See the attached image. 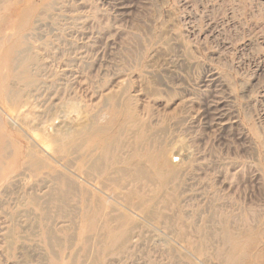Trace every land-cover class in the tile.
<instances>
[{"label":"rangeland","instance_id":"374dc122","mask_svg":"<svg viewBox=\"0 0 264 264\" xmlns=\"http://www.w3.org/2000/svg\"><path fill=\"white\" fill-rule=\"evenodd\" d=\"M226 1L219 0L213 10L205 2L207 8L198 12L197 21L189 16L182 0L5 3L6 8L20 10L29 5L22 16L17 13L9 17L6 12L0 18L8 17L13 22L6 31L10 32L8 45L17 54L32 58L31 71L36 81L31 90L24 82L14 83L8 75L10 70L0 72V79L5 78L0 102L8 116L2 111L1 114L8 119L13 136L18 135V127L9 117L14 118L15 107L12 97L4 96V87L7 92H16L20 100L30 98L34 104L32 113L41 114V121L33 125L40 131L41 123L55 118L60 119L55 120L54 126L67 123L77 130L79 122L92 128L97 120L100 126L109 125L114 132L123 130L125 142L132 141L136 131L142 130L146 137L156 140V149H163L165 161L159 162L160 169L173 168L175 175L165 188H159L156 180L157 186L137 185L141 193L154 190L159 194L158 202L145 206L131 203L136 206L131 211L122 206L116 195L124 189L115 191L117 187L104 179L106 195L100 196H113L119 202L118 211L113 207L115 211L109 208V213L126 217L117 230L116 224L109 223V235L126 233L129 240L110 252H100V247L109 246L107 231L95 233L86 218L89 213L99 214L101 207L102 199L88 191L97 194L94 187L100 188L102 178L94 172L93 164L104 157L102 148L80 150L78 143L70 148L32 132L35 139L40 137L38 142H46L41 145L49 155L62 158L61 163L68 165L65 167L66 173L70 172L69 179H62L63 168L58 164L55 170L32 165L26 157L30 143L22 139L23 154L18 167L0 171V264H199L193 258L185 259L188 245L184 229L191 233L196 248L200 225L206 223L215 230L230 231L232 227L237 233L247 226L241 218L231 222V210L238 212L261 204L257 172L244 169L243 164L253 167V132L256 128L264 130L263 81L249 99H242L241 95L242 90L250 89L264 75V19L257 15L264 13V5L256 11L255 4L263 0ZM229 10H234L236 16ZM211 70L234 85L235 98L212 77ZM116 105L132 110L138 125H132L123 111L115 112ZM245 115H252V119L248 118L252 126ZM45 126L44 134L48 135L49 126ZM121 150L114 154L123 159L134 153L127 144ZM150 151L143 146L142 157L134 156L133 164L152 174L155 169L143 158ZM9 153L3 162L12 165L15 161L11 148ZM69 175L74 179L75 175H86L92 185L81 183L79 178L73 182ZM74 185L77 187L72 188ZM161 197L165 201L161 202ZM159 209L162 215L149 219L148 213ZM220 235L216 236L219 241L212 238V243L223 251ZM90 250L99 253L94 254L93 261ZM206 250L208 263L218 264L212 250Z\"/></svg>","mask_w":264,"mask_h":264},{"label":"bare ground","instance_id":"6f19581e","mask_svg":"<svg viewBox=\"0 0 264 264\" xmlns=\"http://www.w3.org/2000/svg\"><path fill=\"white\" fill-rule=\"evenodd\" d=\"M10 1L11 0H0V7L4 8V10L0 11V16L2 14H5L6 12H7V15L9 17H12L13 14H17V13L20 14L21 16L26 14V12L28 11L29 5L22 8V10L11 8V6L6 8L5 3H8ZM182 1L184 3L185 7L189 11L188 12L189 16L191 15L192 19L197 21L198 14H199L198 12L201 9L203 11V9L206 7V5L212 6L211 7V9H212L213 6L218 4L219 0H182ZM227 1H229V0H227ZM230 1H232V0H230ZM251 1H253V0H251ZM205 2L207 3L206 5H204ZM242 3H243V0H242ZM225 4H227V3H225ZM238 4H239V2H238ZM255 5H257V6H255L256 11H257V9H258V11H259V9L261 10L262 8H260V6L264 5V0L261 1V3L259 2ZM218 6L220 7L221 5H217V8H218ZM233 6H236V5H234V3H233ZM242 6H243V4H242ZM242 6H240V7L242 8ZM233 8L235 9V7H233ZM237 8H238V6H237ZM10 9H11V11H13L12 14H10L11 13V11H9ZM194 9H195V11H194ZM230 9H231V7H230ZM206 10H208V9H206ZM235 10H238V9H235ZM239 10H241V9H239ZM242 10H243V8H242ZM242 10H241V14H243ZM252 10H253V8H252ZM262 11L264 12V9ZM231 12L234 13V10H231ZM231 12L229 10V13H231ZM233 13H231V14H233ZM233 15L236 16L235 13ZM257 15H258V17H260L258 19H261V18L264 19L263 16L261 17V15H264V13L263 14L260 13V15L258 13ZM208 17H210V16H208ZM9 20H10V18L8 19V17L7 18H0V61H1L0 62V72H2L1 74H3V73H5V69L10 70L8 72V75L12 79V81H14V83L18 82V81L24 82L26 88L31 89L34 86H36L35 77L33 76L32 71H31V66H32L33 60L29 56L25 57V56L21 55L20 52H18V54H17V52L15 50H13L11 45L10 46L8 45L9 40H10V38H9L10 32H6V31L8 30V28L13 23L11 20L10 21ZM261 23L263 25L264 20ZM235 30H237V29H235ZM263 33H264V30H263ZM261 36H262V34H261ZM176 38L179 39L180 37L176 35ZM25 39H26V37H25ZM168 40H167V42H168ZM170 40H169V42H170ZM165 43L163 45H166ZM260 44H262V43H260ZM259 49H261V47H259ZM214 70L210 71L212 74V77H214L217 80V82H219V84L226 89V91L228 92V94L232 98H235L234 97L235 96L234 85L230 84L229 80H228L229 82L226 81L227 78L225 77L226 78L225 79L224 77H222L221 73H218ZM4 79H5L4 77H2V80L0 79V88H2V86H5ZM263 79H264V75H260L258 82L256 84L253 83L254 85L252 84V87L250 89H247L245 91L242 90L243 94L241 95L242 96L241 98L242 99H244V98L249 99L250 97H252L251 95L254 94V92H255L254 90H255V87H257V84L261 83V81H263V83H264ZM263 83H261V84H263ZM241 85H242V83H241ZM21 88H23V87H21ZM258 88H259V86H258ZM258 88H257V90H258ZM7 90H8L7 87H4V91H3L4 96L9 95L10 97H12V105L15 107V113H13L14 118L11 119L9 117V119L11 120V122L14 126L16 125L18 127V129L14 128L15 131L18 133V135H16V138L13 136L14 131L11 130V127L8 124V119L4 117L5 115L8 116V114L5 112V110L1 106V102H0V171L1 170L3 172L12 171L18 167V165L20 164V161H21L20 158L23 154V153H21L22 152V150H21L22 149V142H23L22 139H24V140L26 139L30 143L26 157L31 160L32 165H39V166H42L43 168H46L49 170H55V169H57V166H55V165L58 164L59 166H61V168H63V171H62L63 175L62 176H64V177H62V179L66 180L68 178V174H70V172L67 171V173H68L67 174L66 173L67 168L65 167L68 165L64 166V164L61 163L62 158H59V157L53 158L51 155H49V153L41 145V144H45L46 142L42 143L43 140H39V142H38L39 136L38 137L36 136V139H35L34 135L32 136V132L33 133L39 132L43 136V138H46V140H47V138H49L51 140L54 139L55 142H59V143L65 145V146H68L70 148H75V146H78L77 143L79 144L80 150L82 149V147L84 150L85 148H97L100 146L103 150L104 157H102L99 161L95 162L94 164L92 162L94 172L98 173L99 176L102 178L100 188L94 187L97 190V194H95V192H93L90 189L88 192H89V194L91 193L90 195H93L94 197L99 196L100 200L102 199V202H101L100 209H98L99 214L93 215V214L89 213V216H87L86 220L89 224V228H91V229L95 228V231H94L95 233L101 231L102 229L104 230V232L107 231V234H105L106 235L105 238L108 239L107 243L109 240H110V243H109V246L104 245V246L100 247L101 248V249H99L100 252L101 251H103L105 253L110 252V250H112L114 247H118L119 245H121V243L123 244V242L126 241L127 239L129 240L128 235H126V233H120L119 235L114 234L111 236L109 235L110 234L109 231H112L110 229L111 227H110L109 223L116 224L114 229L117 230V229H119V227L124 225V223L126 222V217L123 215H119V214L113 215V214L109 213V211H108L109 208L112 210V212L115 211V209L113 207H116V210L118 211L119 207L117 208L116 203H119V202L117 201V199H115V197L110 196V197L105 199V198L101 197L100 195L101 194L106 195V193L104 192V190L106 189V183L104 181L108 180V182H110L112 185H115L117 187V189H115V191H121L124 189L123 191L126 192L125 193L122 191L120 193H117L116 195L123 202L124 205H122V206H124V208L128 211H131V208H136V206H133L131 203H134L138 206L139 205L145 206V205H149V204L155 202L158 199L159 194H155L154 190H152L149 194L141 193L140 189L136 186L140 185V184H145V185H149V186L150 185H156V181H158V184H160V185H158L159 188H165L171 182L172 178H174V175H175V170L173 168H171V169L167 168L166 170L160 169L159 162L165 161V158H164L163 149L162 150L156 149V147H155V145L157 144L156 140H154L150 137H146V135L144 134V132L142 130L137 129L138 130V131H136L137 134H135L133 140L130 142H125V140H124L125 138L122 139V133L121 132H123V130H121V131L119 130L118 132H114L109 127V125L100 126V124L96 122L97 120L94 121V123H93V120H91V123L94 124V125H92L93 126L92 128L88 127L89 125H86L85 124L86 122L83 123V121H82L83 124L81 122H79L80 123L79 124L80 129H78V130L75 127L73 129V127L67 123L66 124L64 123L65 125H62V123H61L62 126L58 125L59 128L61 126V129L57 130L58 127L54 126V122L58 118H55L54 120L52 119L50 121H46L44 123H41L42 126H41V131H40V128L38 126L34 127L33 125H34L35 121H37V120L41 121V119H40L41 114L32 113L34 104L30 103V98H27L25 100H20V98H18V96L16 95L17 94L16 92H13V91L7 92ZM154 93H155V91L153 92V95H154ZM23 98H24V96H23ZM7 103H8V100H7ZM7 110H9V109H7ZM1 111H2V114H5L4 116L1 114ZM120 111H123L125 116H127L129 119L132 120V125L133 124L136 126L138 125L137 120L135 119V115L132 112V110L130 111L128 108L123 109L122 106L116 105L115 106V112H120ZM75 114H77V113H75ZM68 115H69L68 120H70V118H71L70 112L68 113ZM251 116L252 115H250V117H246V115H245V118L248 119V118H251ZM82 117L83 116H81V118ZM65 118H67V116H65ZM93 118L94 117L92 116V119ZM100 120H102V119H100ZM246 120H245V122H246ZM248 120H250V119H248ZM109 123H111V120H109ZM250 123H251V120H250ZM87 124H89V123H87ZM45 125L49 126L48 127L49 133L47 132L48 135L44 134V132L46 131ZM63 126H65V127H63ZM73 126H75V125H73ZM76 126H77V124H76ZM90 126H91V124H90ZM249 126L247 127V129L249 128L251 131L252 127H249ZM251 126H252V123H251ZM13 127H12V129H13ZM253 127H256V126L253 125ZM77 128H78V126H77ZM261 129L262 128H260V131H262V132H260L258 130V128H256L253 132L254 136L252 137V141H253V143H256V145L254 144L255 145L254 151L251 150V149H253V147L250 149L251 151L254 152V154H251V155H254L253 157H254V161H255V162L252 161V162H254L253 167H248V164H245V163L243 164L244 169H247V168L252 169L253 168L255 170V172H257V175H258L257 179H258V182H260V188H261V193L259 194V200H260L261 204H258L259 206L252 207L251 209H248V208H244L243 210L240 209V211H238V212H235L233 209L231 210V222H233L237 218H241V219H244L246 224H247V226L242 231H240L238 233L235 232L232 227H231V231H230L228 228H224V229L221 228V230H215L212 228V226H207L206 223L198 226L197 230H196V240H197L196 248L193 247L194 241L192 239L193 237L190 236L191 233L189 234L187 229H184V236H186V241H187V245H188V248L185 249V251H186L185 259L191 260L193 258L196 261H198L199 264H209L208 263V253L206 250V248H207L208 250H212L213 257H214V259H216L218 261V264H264V132H263L264 130L263 129L261 130ZM167 132H168V129H167ZM115 133H117V134H115ZM35 134H37V133H35ZM249 136L250 135H248V137ZM129 138H131V137H129ZM126 144L128 146H130L134 151V153H132V155L128 156L130 158L127 157L126 159H123V158L119 157L118 155H116V153L114 154L115 150H121L122 148H124V146H126ZM143 146H148L151 151H156L154 154L151 153V151L143 154V158H145L147 160V162H150L152 164V167L155 169L154 171H152L153 172L152 174H151V172L146 171L143 168H141L139 165H136V163L133 164L134 156H141L142 157L140 152H142ZM10 148L12 149V154L14 155L13 159L15 161V163L12 165H9V164H6L3 162V159L6 158L7 156H9L8 153H9ZM94 151H95V149H94ZM118 152H120V151H118ZM10 153H11V151H10ZM76 160H78V159H76ZM70 163L71 162H69V164ZM132 164H133V166H132ZM70 166L71 165H69L68 168H70ZM89 166L92 167L91 162H90ZM75 176H76V179L79 178L78 180H80L81 183L88 184L89 186L92 185L90 183L88 177H87L88 180L85 179L86 175L84 176V178H82L81 176H78V175H75ZM72 177L73 176H70L71 181L73 179V182H74V180H76V179H74V177L73 178ZM57 179H59V178L57 177ZM78 180H76V181H78ZM76 183H75V185H76ZM122 184L124 187H122ZM132 184L135 185V188L132 187ZM75 185L72 186V188H76L77 186L75 187ZM83 186L81 185V188ZM155 192H158V190L155 189ZM121 196H124V197H121ZM162 199H160V200H162ZM165 199H163L161 202L165 201ZM110 201H112L113 203H110ZM168 201H169V198H168ZM156 202H158V201H156ZM253 204H255V202ZM160 211H161L160 209H159V212H157L155 210H153V211L151 210V212L148 213L149 219H152V218L156 219L159 216ZM160 214L162 215V213H160ZM102 224H103V227L101 226ZM189 225H191V224H189ZM107 226L110 227L109 228L110 230L108 229ZM105 227H106V230H105ZM218 233H221L220 237L224 240V246L222 247L223 251H219L220 248H216L214 246V244L212 243V238L217 239L216 236ZM94 238H95V236H94ZM91 239L93 240V238H91ZM217 240L219 241V239H217ZM230 244H231V247H230ZM92 245L93 244H91L90 246L92 247ZM95 246L92 249H95ZM84 250H85V252L89 253V250L86 251L87 250L86 246H84ZM114 250L112 252H114ZM91 252H92V254H90L91 261H93L94 256L95 255L99 256V253L97 251L95 254V253H93V250ZM86 261H88V260H86ZM89 261H90V259H89ZM88 263H91V262H88Z\"/></svg>","mask_w":264,"mask_h":264}]
</instances>
